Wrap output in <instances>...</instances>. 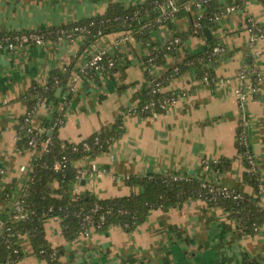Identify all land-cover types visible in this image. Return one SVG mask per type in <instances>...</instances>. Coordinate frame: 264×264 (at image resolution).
Returning <instances> with one entry per match:
<instances>
[{"label":"crops","instance_id":"0c3cea01","mask_svg":"<svg viewBox=\"0 0 264 264\" xmlns=\"http://www.w3.org/2000/svg\"><path fill=\"white\" fill-rule=\"evenodd\" d=\"M145 1L0 0V32L66 24L105 12L113 3L128 6ZM232 5L236 7L231 9ZM213 6L223 11L210 26L211 39L225 48L214 63V81L202 83L196 70L188 67L162 83L164 92L183 96L153 115L135 110L148 92L150 82L145 75H164L187 53L206 47L209 39L204 33H190L162 62L147 69L142 60L175 32L190 30L195 10L175 18L172 25L159 24L147 41L116 31L101 35L84 50H80L83 35L13 50L0 47V226L11 215L33 168L35 150L25 146L18 129L20 117L31 107L27 94L35 83L45 84L55 68L71 64L76 76L58 127L60 138L79 142L123 115V132L107 150L75 161L83 171L80 190L99 197L126 195L139 190L126 181L128 176L161 172L195 175L251 193L254 188L243 179L245 165L236 145L237 129L243 123L250 135L264 201V38L254 42L260 49L259 56L253 54L258 83L251 74L239 76V85L250 91L242 107L234 94L237 74L254 45L250 22L264 26V0H215ZM99 49L115 56L116 66L100 70L93 78L84 68L90 50ZM253 85L256 91L251 90ZM52 109L44 101L37 102L33 126L52 132L57 124ZM222 158L231 159L230 167L215 168L213 161ZM17 180L15 199L7 200L5 186ZM45 230L51 246L60 250V264H264V222L254 233L244 232L227 209L200 197L168 209L152 208L132 229L119 224L104 230L91 227L88 235L70 239L60 219L50 217ZM21 244L25 253L18 264H54L33 250L27 236Z\"/></svg>","mask_w":264,"mask_h":264},{"label":"trees","instance_id":"16d2710c","mask_svg":"<svg viewBox=\"0 0 264 264\" xmlns=\"http://www.w3.org/2000/svg\"><path fill=\"white\" fill-rule=\"evenodd\" d=\"M167 1L146 0L144 3H134L128 6L117 2L109 5L105 12L66 24L43 26L33 30L47 33L51 40H57L58 31L62 29L73 33L69 39L83 35V44L80 50H84L101 35L116 31L129 32L136 39L147 41L152 30L159 24L172 25L175 18L195 10L193 0H175L179 6L175 12H171L170 7L167 12H162L159 4ZM214 1L208 2L200 18L195 15L190 30L187 32L177 31L170 36V39L180 36L179 42L170 43V39H168L158 51H153L150 56L145 57V68L149 69L152 63L162 62L167 54H174L186 35L190 33L203 34V27L211 26L223 11L213 6ZM198 21L201 26H197ZM252 23L250 22L251 26H253ZM78 26H82L84 29H76ZM260 26L264 30V26ZM14 32H0V38ZM217 45L218 43L209 39V44L206 47L187 53L181 61L168 68L164 75L155 77L149 85L147 95L142 98L135 110L137 111L143 103L153 97L176 94L175 92H164L162 83L180 74L188 67L196 70L197 77L201 82L202 76L206 72L209 75L210 83L214 81V63L222 53L215 52ZM253 56V54L248 55L246 65L255 67ZM90 57L91 55H89V59ZM109 58H114L116 62V57L107 53L104 62L107 63ZM115 66L116 63L111 68ZM98 72V70L88 67L86 73L97 78ZM72 74V64L63 68H55L45 84L35 83L27 94L32 99L30 108L34 111L39 100L46 102L48 108L52 107V114L57 118V124L50 133L41 130L37 132L34 145L29 144L27 134L23 138L25 146L35 150L32 160L33 168L23 183L25 184L23 211L20 214L11 213L0 226V264H18L25 253L21 244V239L25 236L29 239L35 252L54 264H60L58 260L60 250L52 247L46 236L45 221L50 217L59 218L65 236L73 239L80 234L84 227L96 225L99 221L102 222L101 227L97 228L100 230L115 224H119L125 229H132L145 220L152 208L168 209L176 204L200 197L212 205L227 209L237 227L244 232L254 233L264 222V201L261 198L262 180L256 169V158L253 154L250 135L243 123L237 129L236 145L245 165L243 179L254 188L251 193L234 187L239 193L237 198L217 194L215 198L210 199L208 185L224 183L208 181L195 175L175 178L174 175L161 172L128 176L126 181L134 187H138L139 190H133L126 195L99 197L89 191H74L75 183L80 180L83 172L75 165V161L85 157H94L107 150L109 145L123 132V115L118 116L114 122L102 126L79 142H69L60 138L58 127L72 92ZM251 76L258 83V70ZM153 85L159 86L157 93L150 92ZM58 88L62 89L60 96L56 94ZM138 113L150 114L149 112ZM19 121L18 129L22 136L26 133L25 128H21L24 121L23 115ZM47 138H50V142L45 145ZM85 142L88 147L85 146ZM75 146L77 148H74ZM62 159L66 164L56 167V162ZM230 161L229 158H222L213 161L212 164L215 168L222 169L230 167ZM18 182L17 180L5 186L3 196L7 200L15 199ZM88 215L92 217L91 221L87 220Z\"/></svg>","mask_w":264,"mask_h":264},{"label":"built area","instance_id":"2783aa9c","mask_svg":"<svg viewBox=\"0 0 264 264\" xmlns=\"http://www.w3.org/2000/svg\"><path fill=\"white\" fill-rule=\"evenodd\" d=\"M211 0H193V3L195 5V11H196V16L197 18H200L202 16V13L206 7V5L208 4V2H210ZM159 7L161 9L162 12H167L168 11V7H170V11L171 12H175L178 9V5L176 4L175 0H168L166 3H160ZM236 6L232 5L231 9H234ZM197 26H201V23L198 21ZM253 26H251L249 29L250 31H252V36H251V43L254 44V42L256 41L257 37H262L264 38V30L260 25H256L254 23H252ZM76 29H80L83 30L84 27L82 26H78L76 27ZM58 37L57 40H62L64 38H71L73 33L72 32H68L64 29L58 31ZM170 39V38H169ZM49 37L47 36V33L44 32H39L37 30H33V29H28L25 31H17L14 32L12 34H8V35H3L0 38V47H7L11 50L17 48V47H23L26 46L28 44H36V45H42L44 43H46L47 41H49ZM181 40L180 36H175L172 39H170V43H174V42H179ZM225 50L224 46L222 45H217L215 47V52H223ZM107 53V51H105L104 49H99L95 52H92L91 57L89 59V61H87V64L84 68V71L87 72L88 67H92L95 70H104L107 67H112L115 65V59L114 58H109L107 59V63H105V54ZM176 70H178V67H176ZM254 72H257L256 68L251 66V65H245V67H241V69L238 72V75L240 77H244L246 74H253ZM259 78V76H257ZM260 79V78H259ZM202 82L208 84L210 83V79H209V75L206 72L203 76H202ZM159 85V84H158ZM152 86L150 89L151 93H157L159 86ZM257 86L253 85L251 87V90L256 91L257 90ZM235 93L239 99V103L240 106L242 107L246 101L247 98V92L242 88V86H237L235 88ZM178 94H165V95H161L159 97H153L151 98L149 101L143 103L139 109L137 110V112H149L150 114H157L159 111L162 110H166L168 109L169 106H172L173 104H176L178 102ZM38 102H41L40 100ZM34 114V109L28 108L25 113L23 114V118L24 121L21 125V128H25L26 130V134H27V138H28V142L30 145H34L35 144V134L37 132L40 131L39 128H35L32 124V117ZM20 123V121H19ZM48 142H50V138H47L45 141V145L48 144ZM86 147H88V144L85 142L84 143ZM74 148H77L76 146ZM65 158V157H64ZM66 162L64 159L62 160H58L56 162V167H61L63 165H65ZM93 171L96 170V167L93 166ZM175 178H180L181 176H177L174 175ZM79 181L77 180V182L75 183L74 186V191L79 192L80 191V185L78 183ZM205 185V184H204ZM209 187V193L210 196L209 198H215V196L217 194L223 195V196H228V197H234L237 198L239 196V193L236 192L234 187H231L227 184H222V185H216V184H211L208 185ZM24 195V189L22 191V193L19 195V198L14 202V207H13V211L12 213H17L20 214L23 211V204L22 202L24 201L23 198ZM87 220L91 221L92 217L90 215L87 216ZM102 222L99 221L96 225H91L89 227H84L81 231L80 234H89L91 227H101Z\"/></svg>","mask_w":264,"mask_h":264},{"label":"rangeland","instance_id":"374dc122","mask_svg":"<svg viewBox=\"0 0 264 264\" xmlns=\"http://www.w3.org/2000/svg\"><path fill=\"white\" fill-rule=\"evenodd\" d=\"M105 34H108V33H105ZM180 46H181V44H180ZM252 48H251V50H252V53L251 54H255V55H260V49H259V46H255V44L254 45H252L251 46ZM92 51L93 50H90V54L92 53ZM148 55L147 56H150L151 54H152V52L150 53V51L147 53ZM171 55H173V54H171ZM146 56V57H147ZM142 62L144 63V60H142ZM152 65V64H151ZM75 76H76V70H75V68L73 67V74H72V77H71V80H73L74 78H75ZM145 78L147 79V81H148V83L150 82H152L155 78H154V74H152V75H145ZM237 79H238V81H237V83H236V86L235 87H237V86H239V84H240V77H239V75L237 74ZM234 94L236 95V93H235V88H234ZM247 94L249 95L250 94V91L249 90H247ZM178 96H183L182 95V93H179V95ZM241 118H243V116L241 117ZM24 137H26V133L24 134V135H22V138H24ZM200 177H205V176H200ZM210 179V178H209ZM212 181H215V180H212ZM80 235V234H79Z\"/></svg>","mask_w":264,"mask_h":264},{"label":"water","instance_id":"95a60500","mask_svg":"<svg viewBox=\"0 0 264 264\" xmlns=\"http://www.w3.org/2000/svg\"><path fill=\"white\" fill-rule=\"evenodd\" d=\"M203 33L206 35V37L208 38V39H211L212 38V31H211V28H210V26H208V25H205L204 27H203ZM61 88H58V90H57V92H56V94L59 96L60 94H61ZM86 181V178H81V182L82 183H84Z\"/></svg>","mask_w":264,"mask_h":264}]
</instances>
